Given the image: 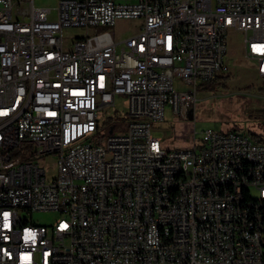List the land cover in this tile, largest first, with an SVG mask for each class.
Instances as JSON below:
<instances>
[{
    "label": "built area",
    "instance_id": "1",
    "mask_svg": "<svg viewBox=\"0 0 264 264\" xmlns=\"http://www.w3.org/2000/svg\"><path fill=\"white\" fill-rule=\"evenodd\" d=\"M119 18L138 29L116 37ZM77 26L94 31L66 39ZM230 31L264 77V0H0V264H264V141L209 127L166 149L152 126L166 105L195 114L197 85L229 70ZM117 94L126 121L98 142Z\"/></svg>",
    "mask_w": 264,
    "mask_h": 264
},
{
    "label": "rangeland",
    "instance_id": "2",
    "mask_svg": "<svg viewBox=\"0 0 264 264\" xmlns=\"http://www.w3.org/2000/svg\"><path fill=\"white\" fill-rule=\"evenodd\" d=\"M58 0H35L38 5L55 8ZM53 10L51 16L55 17ZM139 19L119 18L111 26L116 37H124L138 29ZM94 31V28L82 26L67 27L64 31L68 40L75 36H83ZM243 33L230 31L228 33L227 61L231 76L226 86L213 84L202 88L197 85V102L194 115L185 117L172 112L169 105L165 107V117L152 122L154 133L162 138L161 145L166 149H189L194 145L201 146V130L215 128L217 130L239 129L248 134L249 131L264 138V77L260 76L254 67L243 62ZM220 74V75H221ZM206 81V80H203ZM202 82V81H201ZM176 87L187 90L192 87L182 78L175 79ZM128 98L126 94H117L113 105H104L98 110L100 142L104 143L108 135V127L120 120L126 121ZM194 142L196 144H194ZM45 167L48 177L57 171V157L54 153L39 158ZM253 190V188H251ZM57 210H38L31 214L35 223L48 224L60 216Z\"/></svg>",
    "mask_w": 264,
    "mask_h": 264
},
{
    "label": "trees",
    "instance_id": "3",
    "mask_svg": "<svg viewBox=\"0 0 264 264\" xmlns=\"http://www.w3.org/2000/svg\"><path fill=\"white\" fill-rule=\"evenodd\" d=\"M230 76H231L230 73L217 75L210 80L200 82L199 86H201L202 88L211 87L213 86V84H217L219 86H226L227 80L230 78ZM234 130H239V129H234ZM248 135H250L253 139L257 141H264V138L257 133L249 131ZM98 142H100V136Z\"/></svg>",
    "mask_w": 264,
    "mask_h": 264
},
{
    "label": "bare ground",
    "instance_id": "4",
    "mask_svg": "<svg viewBox=\"0 0 264 264\" xmlns=\"http://www.w3.org/2000/svg\"><path fill=\"white\" fill-rule=\"evenodd\" d=\"M252 186H243V194L247 196V201H255V188ZM182 239H190V231H182Z\"/></svg>",
    "mask_w": 264,
    "mask_h": 264
},
{
    "label": "crops",
    "instance_id": "5",
    "mask_svg": "<svg viewBox=\"0 0 264 264\" xmlns=\"http://www.w3.org/2000/svg\"><path fill=\"white\" fill-rule=\"evenodd\" d=\"M243 59H244V58H243ZM244 61H245V62H244ZM243 62L246 63V64H250V65H252V62H251L250 60H246V59H244Z\"/></svg>",
    "mask_w": 264,
    "mask_h": 264
}]
</instances>
